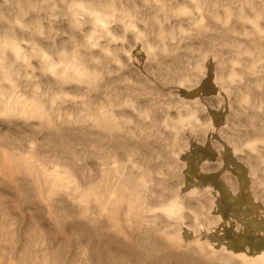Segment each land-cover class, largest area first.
<instances>
[{
  "label": "rangeland",
  "instance_id": "obj_1",
  "mask_svg": "<svg viewBox=\"0 0 264 264\" xmlns=\"http://www.w3.org/2000/svg\"><path fill=\"white\" fill-rule=\"evenodd\" d=\"M0 264H264V0H0Z\"/></svg>",
  "mask_w": 264,
  "mask_h": 264
},
{
  "label": "bare ground",
  "instance_id": "obj_2",
  "mask_svg": "<svg viewBox=\"0 0 264 264\" xmlns=\"http://www.w3.org/2000/svg\"><path fill=\"white\" fill-rule=\"evenodd\" d=\"M204 86H205V87H208V86H209V84H208L207 81L205 82ZM186 173H187V175H188L189 177H191V178H196V177H197V176H196V175H197L196 172H195L192 168L188 169V170L186 171ZM165 209H166L168 212L173 213V212L177 209V205H175V203L172 202V203L168 204L167 207H166Z\"/></svg>",
  "mask_w": 264,
  "mask_h": 264
}]
</instances>
